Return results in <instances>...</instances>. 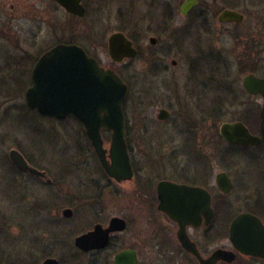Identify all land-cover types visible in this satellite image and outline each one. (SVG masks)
<instances>
[{"label": "flooded vegetation", "instance_id": "flooded-vegetation-1", "mask_svg": "<svg viewBox=\"0 0 264 264\" xmlns=\"http://www.w3.org/2000/svg\"><path fill=\"white\" fill-rule=\"evenodd\" d=\"M8 1L0 0V39L2 40L8 37L6 24H8V18L10 16H12V20L16 16L21 22H31L30 30L26 32L30 37H36L41 32V29H38L41 27V22L43 23L42 25H47L50 31H54V34H52L55 35L57 12L61 13L65 19L83 20L87 18L90 8L88 1L80 0L86 9V13L84 17H78L67 12L55 0L46 1L47 3L44 2L45 6L43 8L40 7V2L42 1L27 0H19L16 4L12 3L10 8H8ZM165 2L159 1L158 4L161 7V4L162 6L166 5ZM243 3L245 9L243 8L241 11L228 8L244 16L243 22L234 24L232 22L224 24L220 22V14L227 10L223 9L218 14L213 15L217 16L219 21L218 25L215 18H210V14H208L209 10L206 6L204 4L203 6L200 5L199 1L198 5H196L197 7L188 15H181L180 6V17L184 21L178 24L176 10L173 8L169 11L167 8L162 9L161 16L154 19L156 20L153 21L155 23L152 22L150 28H148L150 32L152 31V33L159 35L160 38L152 36V38L156 39L155 44L151 42L152 38H149V46L145 54L146 60L148 61L144 64L148 73L142 88L137 87L134 81V79L136 80L134 75L128 77L123 76V74L116 72L111 67H106L98 60L101 66L115 70L114 72L122 78V81L128 87V95L124 101L123 113L125 115V144L128 150L127 154L130 157L129 164L133 172L132 179L120 181L106 173L101 160L96 155L92 142L88 135H86L87 128L83 122L73 115L62 119V121L68 119L74 120V124H72L74 125L72 126L74 129H72L78 132L80 139H83L81 146H84L94 153L95 160L93 159L89 166H92L91 171L96 172V176L101 181L102 185H100L99 196H103L104 192L110 191L120 198L119 202L127 200L129 205L126 208L132 215L131 217L113 216L109 220L96 223L94 227L102 225L104 228H108L111 220L118 217L126 221L127 227L123 232L111 234L110 244L106 249L89 253L100 254L110 250V248L112 249L113 246H116V242L120 236L129 231L130 244L127 248L120 249L114 257L122 251L132 250L136 253L137 264H264V171L262 170V173L258 172L257 176H252L246 170L248 174H243L238 178L231 172V166L236 163L230 160L232 155L230 157L228 156L232 151H249L250 149L256 150L259 147H264V141L256 147L228 144L221 139L220 129L218 128L219 130L216 131V124L209 122L210 125L206 126L204 122L201 123L200 117L196 118L197 120L195 122L191 121V127L185 121L188 123L187 126H189L186 127L185 131L188 130L189 133H193L196 136L195 139L194 136L188 139L185 138L180 143L178 140H180V135L182 133L184 134L182 127V122L184 121L181 118V110H174L175 102L182 105L183 99L186 102L188 99H193L196 109L189 108L193 115H196L200 111H205V113L209 114L208 116L210 118H214L213 116L215 114L223 111V109L217 108L216 102L221 99L227 101L226 98H223L225 96L226 86L220 85L221 81L217 76L218 73L226 72L230 64L227 60L228 56H226L228 55V51L222 49L220 46L217 47V45L223 39L230 37L234 40V52L239 53L237 54L238 59L241 61L239 64L241 74L244 73L242 78L243 89L248 97L261 99V105L258 103L254 107H246L243 111V118L229 122H242L250 129L252 134L257 136L261 135L260 115L264 105V97L261 94L253 95L247 92L244 87V78L249 74H253L258 78L264 79V0L244 1ZM198 9L200 13L188 22L186 19L190 18ZM63 26V31L67 32L66 23ZM165 35L174 39L173 48L182 54L180 55L181 59H186V71L181 67L179 61L174 58L170 65L164 60L170 55L163 56L164 59L160 61L157 58L158 55H163V49L166 48H161V37ZM53 40L56 43L55 45L45 50H42L44 48L38 49L37 57L33 56V58H30V60L33 59L34 61L30 73L27 71L29 68L27 60L19 63L18 66H21L22 71L19 73L21 79L17 81L18 86L16 91L18 93L25 91L28 77L30 76V86L25 91L24 97L33 85L31 75H33L39 59L57 45L72 44V42L63 41L57 43L55 38ZM131 41L133 42L135 50H137V56L133 59L123 60L121 63L112 61L115 65L122 64L130 67L135 60L144 54L138 50L135 42L133 40ZM207 43L208 45L206 46ZM170 48L172 47L170 46ZM154 51L158 52V55L156 54L157 57H154ZM88 54L91 53L88 52ZM91 56L95 57L93 55ZM24 77L27 80L25 85L22 82ZM230 98L231 96H228V99L233 104L236 102L239 105L243 104L242 102H238L235 97L233 99ZM206 100L209 106L206 109H202V103ZM152 105L158 107V110H156L157 120L154 122L158 126L153 127L148 124L144 125L139 119L140 108H146ZM161 111H165L166 113L161 116ZM33 112L40 117L48 118L41 116L36 111ZM95 112V114L99 115V111ZM159 128L163 129L161 133H157ZM203 128L208 129L207 134H209L208 139L210 142L207 145L212 144L209 147L210 151L207 153L202 151L203 147L200 143L197 149L195 148V143H193V140L199 139V133H202ZM111 133L109 130H102L103 145L108 150L106 155H108V165L110 166L112 164L109 155L112 141ZM216 133H218L221 143L232 147L229 153V150L224 151V149H220L217 152L219 157H217L216 147L213 148V146H216L215 142H211L212 138L214 141L217 139ZM158 134H163L165 138L159 141L157 139ZM190 135L192 136V134ZM137 149L146 150L143 153V157L135 156ZM15 150L20 152L30 168L44 172V174L46 173V177L44 178L30 171L21 170L15 166L11 158L9 159L11 160L14 173L17 174V177L19 176V180L23 181L21 187H23L24 199L28 196L34 197L35 191L37 190L35 188L41 185L42 181L46 187H55L67 192L66 187H68L69 180L71 181V178H76L73 175L74 170L70 167L71 164L68 163V169L65 171L61 169L58 176L55 177L58 179L57 182L53 178L51 170L42 167L32 152L28 149L24 150L21 148ZM183 155H185V158L181 157ZM223 156L226 157L227 161ZM232 160L236 161V159ZM218 161L226 164V169H221L222 166L218 164ZM218 169L221 170L217 173ZM221 173H226L231 180L233 188L228 193L221 191L218 186V176ZM54 182L56 186H54ZM161 183H173L179 186L205 190L208 196L207 201L209 202L208 210L202 212L201 206L199 205L201 201L191 197V195L186 197L184 195L178 196L171 194L170 197L162 200L161 194H159V186ZM89 190L93 191L92 187L89 186V189L87 188L83 194H88L87 196L90 195V197L95 196H91L94 192L87 193L90 192ZM162 196H165V193ZM56 197L58 196L56 195L50 198L51 200L48 204L55 206V203L58 202L57 199L54 200ZM123 198L124 200H121ZM100 202L98 199L97 204H100ZM162 204L172 209L173 205H176L177 210L181 213L180 221H174L170 218L166 211L161 208ZM32 206L36 210V202ZM46 206L48 205L46 204ZM68 209L73 211L71 218L74 217V210L69 207L63 208L62 216L65 219L71 220V218L64 216V211ZM183 212H187V214L185 215ZM191 212H201V214L193 215ZM242 214L252 215L253 218H258L260 222L241 223V231H233L234 220ZM254 225L259 226V228H256V230L251 229L250 227ZM94 227L79 236L93 231L95 229ZM79 236H76L75 239L77 237L79 238ZM234 239L235 242L241 239L243 243H240L238 247ZM252 242H257V248L250 245ZM252 251H256L257 253H252ZM80 253L89 254L82 251ZM49 258L54 257L49 256ZM49 258L46 257L44 260ZM57 260L60 261V259ZM113 264H115V258L113 259Z\"/></svg>", "mask_w": 264, "mask_h": 264}, {"label": "rangeland", "instance_id": "rangeland-1", "mask_svg": "<svg viewBox=\"0 0 264 264\" xmlns=\"http://www.w3.org/2000/svg\"><path fill=\"white\" fill-rule=\"evenodd\" d=\"M17 1L19 0H9L8 8L12 3L16 4ZM27 1H42L40 7L43 8L47 3L46 1L51 0ZM83 1H88L90 6L87 18L83 20L65 19L61 13L57 12L55 35H53L54 31H50L48 26L42 25L41 22V27L38 28L41 29V32L36 37H30L26 31L30 30L31 22H21L16 16L12 20V16H10L8 24H6L8 37L3 40L0 39V264H42L46 254L60 259L61 264H113L114 255L130 244V232L127 231L120 236L116 246L100 254H81L80 250L75 247V237L91 230L96 223L109 220L113 216L131 217V212L126 208L129 204L124 198L121 199L124 202H119L120 198L110 191L104 192L103 196H99V189L102 184L99 177L96 176V172L91 171L92 166H89L93 159L95 160L94 153L81 146L83 139H80L78 132L73 130L74 120L48 119L29 111L24 95L30 86V76L28 82L25 77L22 80L24 85L27 82L25 91L18 93L16 91L17 81L21 79L19 73L22 71L21 66L18 65L27 60L29 65L27 71L30 73L34 63L33 59L30 60V58L37 57L38 49L44 48L42 50H45L55 45L56 43L53 40L55 38L57 43L59 41L72 42V44L82 46L103 65L115 69L123 76L134 75L137 87L142 88L148 73L144 64L148 61L145 54L149 46V38H152V36L160 38L159 35L150 32L148 28H150L153 21H156L154 19L161 16L162 9L166 8L168 11L172 8L176 10L177 24L184 21L180 17L179 8L185 0ZM159 1H166V5L162 6L161 4L160 7ZM244 1L260 0H199L200 5L203 6L204 4L206 6L210 18H215L218 25V18L213 16L214 14L216 15L221 10L228 8L241 11L244 8ZM199 13L200 10L198 9L186 20L190 22ZM64 23L67 25V32L63 31ZM120 31L133 40L138 50L144 53L130 67L122 64L115 65L109 57V37ZM173 40L170 36L161 37V48L166 47L163 49V55H158V52L155 51L153 55L154 57L158 55L159 61L164 59L163 56L170 55L164 60L170 65L174 58L179 61L181 67L186 71V59H181L180 55L182 54L173 48ZM218 46L228 51L226 56H228L229 68L226 72L218 73L217 76L221 81L220 85L226 86L223 98H226L227 101L221 99L216 102L217 108L223 109V111L220 110L221 113L215 114L214 118H210L205 111L193 115L189 110L190 107L196 109L193 99H188L187 102L183 99V103L180 102L182 105L175 102L174 110H181V118L184 121L182 122L184 134L182 133L180 140H178L180 143L185 138L188 139L194 136L195 139L196 135L185 130L186 127L192 126L191 121L195 122L196 118L201 117V123L204 122L206 126L210 125L209 122L216 124L217 131L222 123L243 118V111L246 107H254L258 103L261 105V99L248 97L243 89L242 78L244 73L241 74L239 53L234 52V40L230 37L225 38L218 43ZM228 96H231L230 99L235 97L238 102L243 104L239 105L237 102L233 104ZM231 104L233 105L231 106ZM208 106L207 100L203 101L202 109H206ZM140 110L139 119L144 125L158 126L154 123L157 120V106L142 107ZM185 121L189 123V126ZM158 130L157 133L163 131L160 128ZM207 132L208 129L203 128L202 133H199V139L193 140L195 148L197 149L200 143L203 147L202 151L206 153L210 151L209 147L212 146V144L207 145L210 142ZM164 138L163 134L157 136L159 141ZM211 142H215L216 146H213V148L216 147V153L220 149L229 150V153L230 148H232L221 143L219 138L215 141L212 138ZM19 148L28 149L32 152L42 167L51 170L53 178L58 176L61 169L63 171L67 170L68 163L71 164L70 167L74 170L73 175L76 178L69 180L68 187H66L68 191L46 187L42 181V184L35 188L37 190L34 197L28 196L24 199L23 187H21L23 181L18 179L19 176L17 177V174L14 173L11 160H9L12 149ZM144 152L146 150L137 149L135 156L143 157ZM231 155L230 160L236 163L231 166V172L238 178L243 174H248L247 171L252 176H257L258 172L262 173V170L264 171V147H259L256 150L250 149L249 151H232L228 156ZM225 156L223 157L227 161ZM181 157L185 158V155ZM232 159H236V161ZM218 164L222 166L221 169L227 167L221 161H218ZM221 169H218L217 173ZM55 180L58 182V179L55 178ZM54 186H56L55 182ZM89 186L92 187L93 191L89 190L90 192L87 193L94 192L91 195H95L93 197L83 194L87 188L89 189ZM56 195L59 198L56 197L54 200L57 199L58 202L55 203V206L49 205L50 198ZM98 199L101 201L100 204L98 203L99 206L97 204ZM34 202L37 204L36 210L32 206ZM67 207L74 210V217L71 220L62 216L63 208Z\"/></svg>", "mask_w": 264, "mask_h": 264}, {"label": "water", "instance_id": "water-1", "mask_svg": "<svg viewBox=\"0 0 264 264\" xmlns=\"http://www.w3.org/2000/svg\"><path fill=\"white\" fill-rule=\"evenodd\" d=\"M67 12L78 17H84L85 7L80 0H55ZM198 5V0H185L181 5V15H188ZM221 23H241L244 16L234 10H225L220 14ZM151 42L155 44L156 39ZM108 51L111 61L121 63L126 59L137 56L133 42L123 33H113L108 40ZM32 76L33 85L27 91L26 104L32 111H37L41 116L64 119L70 115L75 116L87 128V134L92 145L104 166L106 173L117 180H131L133 172L130 167V157L125 144V115L124 101L128 95V87L122 78L113 69L102 67L96 58L90 57L87 52L75 44H60L44 54L38 61ZM244 87L250 94L264 97V79L249 74L244 78ZM99 111V115L95 114ZM166 112L161 111V116ZM261 136L254 135L242 122H225L220 126V134L228 144L243 147H256L264 141V105L261 112ZM112 133L110 147L111 166L108 165V150L104 147L102 130ZM12 162L19 169L30 171L33 174L46 177V173L32 169L24 157L17 150L10 152ZM218 186L221 191L228 193L232 190V183L226 173L218 176ZM159 194L162 200L171 194L190 196L200 200L198 204L201 211H207L209 202L207 193L201 188L179 186L173 183H161ZM165 193V196H162ZM163 203V202H162ZM197 205V204H194ZM193 207V206H192ZM174 221H180L181 213L177 206L168 208L165 204L161 207ZM194 208V207H193ZM193 215L201 214L191 212ZM187 214V212H183ZM72 210L64 211L66 218H71ZM190 215V214H189ZM257 223L258 218L249 214H242L234 220L233 231H241V223ZM125 220L115 217L108 228L97 225L95 229L75 239V246L84 253L106 249L110 244V236L116 232L126 230ZM256 230L259 226H251ZM235 242V239H234ZM241 239L235 244L239 247ZM257 248V242H252ZM256 251H252L255 253ZM251 253V252H250ZM257 253V252H256ZM115 264H137L136 253L125 250L117 254ZM42 264H61L55 258H49Z\"/></svg>", "mask_w": 264, "mask_h": 264}, {"label": "trees", "instance_id": "trees-1", "mask_svg": "<svg viewBox=\"0 0 264 264\" xmlns=\"http://www.w3.org/2000/svg\"><path fill=\"white\" fill-rule=\"evenodd\" d=\"M228 2V1H227ZM217 138H219V135L217 133ZM50 255L46 254L45 257H48L49 258Z\"/></svg>", "mask_w": 264, "mask_h": 264}]
</instances>
